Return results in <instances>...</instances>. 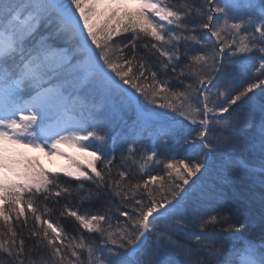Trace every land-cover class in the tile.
Segmentation results:
<instances>
[{
	"label": "snow or ice",
	"instance_id": "snow-or-ice-1",
	"mask_svg": "<svg viewBox=\"0 0 264 264\" xmlns=\"http://www.w3.org/2000/svg\"><path fill=\"white\" fill-rule=\"evenodd\" d=\"M0 264H264V0H0Z\"/></svg>",
	"mask_w": 264,
	"mask_h": 264
},
{
	"label": "rangeland",
	"instance_id": "rangeland-1",
	"mask_svg": "<svg viewBox=\"0 0 264 264\" xmlns=\"http://www.w3.org/2000/svg\"><path fill=\"white\" fill-rule=\"evenodd\" d=\"M23 151H25L30 156L37 157L39 159L40 163L46 169H50L53 172H57L60 169H65V168H68L69 166H73V162L66 155H65V158L63 159V158L57 157L55 154L49 155L48 152L46 151V149L41 150V149H37V148H24ZM91 151H93V150H89L86 152L79 147H75V149L73 151H71L69 153V155H72V156L79 158L86 165L87 158H90V152ZM56 158L60 159L59 163L61 164L62 168H59V169L55 168L54 160Z\"/></svg>",
	"mask_w": 264,
	"mask_h": 264
},
{
	"label": "bare ground",
	"instance_id": "bare-ground-1",
	"mask_svg": "<svg viewBox=\"0 0 264 264\" xmlns=\"http://www.w3.org/2000/svg\"><path fill=\"white\" fill-rule=\"evenodd\" d=\"M60 148H61V151L62 152H64V153H70L71 151H73L74 149H75V147H72V146H70V145H67V144H61L60 145ZM46 149V151L48 152V149L47 148H45ZM57 157H60V158H65V155H59V154H55ZM59 161H60V159L58 158H56L55 160H54V164H55V168H62L61 167V164L59 163Z\"/></svg>",
	"mask_w": 264,
	"mask_h": 264
},
{
	"label": "trees",
	"instance_id": "trees-1",
	"mask_svg": "<svg viewBox=\"0 0 264 264\" xmlns=\"http://www.w3.org/2000/svg\"><path fill=\"white\" fill-rule=\"evenodd\" d=\"M173 2H178V0H173ZM256 91L259 92V89H257ZM117 155H119V154H117ZM180 158H182V156H178L177 157V159H180ZM153 174H159V173H153ZM60 175L63 177V173H60ZM85 207L91 208L92 206L91 205H85ZM67 227H68V230L70 231L71 230V226L67 225Z\"/></svg>",
	"mask_w": 264,
	"mask_h": 264
}]
</instances>
